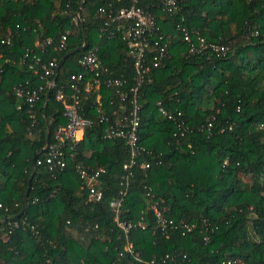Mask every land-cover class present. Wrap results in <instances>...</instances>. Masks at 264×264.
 I'll return each instance as SVG.
<instances>
[{
    "label": "trees",
    "instance_id": "16d2710c",
    "mask_svg": "<svg viewBox=\"0 0 264 264\" xmlns=\"http://www.w3.org/2000/svg\"><path fill=\"white\" fill-rule=\"evenodd\" d=\"M131 5L0 0V264H146L124 250L110 207L130 153L124 140L102 138L107 123L99 117L111 123L122 115L118 86L102 87L99 100L97 92L83 98L81 110L94 123L66 152V158L74 155L63 169H50L41 151L47 131L52 141L65 121L55 92L84 72L78 58L87 49L96 46L107 69L103 80L118 79L125 91L136 86V59L116 23L101 31L104 19L96 14L101 7L115 13ZM137 5L155 17L157 29L144 53L149 71L137 90L144 150L130 168L119 213L120 220L144 226L131 230L132 250L154 264H264V0H179L171 12L163 0ZM66 31V47L57 50ZM160 35L167 52L154 64L164 45ZM46 36L52 42L37 46ZM198 38L206 43L201 54L193 49ZM51 61L56 86L49 95L39 91L29 105L15 88L43 85L42 66ZM78 163L103 168L99 201H87L74 170Z\"/></svg>",
    "mask_w": 264,
    "mask_h": 264
},
{
    "label": "built area",
    "instance_id": "2783aa9c",
    "mask_svg": "<svg viewBox=\"0 0 264 264\" xmlns=\"http://www.w3.org/2000/svg\"><path fill=\"white\" fill-rule=\"evenodd\" d=\"M140 0H132V5L127 8H120L115 13L106 11L104 8H99L96 14L104 19V27L101 31H105V26L116 23V31L121 34V38L126 41L128 46L127 54L130 57L136 59L135 65L137 66V83L136 86L129 91H125L119 87H122L123 82L118 79H102L104 74H107V69L102 64L97 55L96 46L90 47L78 58L79 65L83 68L84 72L73 74L71 76V84L68 89L59 87L55 92L56 101L60 102L63 106L64 123H60L52 137V141L47 146L46 162L49 164V168L52 169L58 166L63 169L66 165V159L72 158L74 153H70V157L66 158L65 154L69 150H74L78 141L83 137L84 130L87 127L93 125L94 120L86 116L81 110V102L83 98H86L91 92H97L96 99L101 98L100 89L102 87H114L118 86L114 92L118 98V108L122 111V115L117 117L113 122L108 123V117L101 115L99 117L100 122L107 123L104 128L102 138L104 139H122L125 141L129 153V162L125 163L123 168L127 171L121 177V189L119 190V196L110 202L111 211L114 213V221L117 227L123 232L124 235V250L132 253L138 261H142L146 264H154L153 260L143 261L139 258V255L132 250V244L130 241V233L133 228L144 226L139 223L125 222L120 220L119 213L120 208L123 205L124 197L127 192V188L131 183L130 168L135 163V158L139 154L140 150L144 148L139 145L138 129L141 119V105L138 102L137 90L142 81L143 74L149 71V68L144 66V53L149 47L151 39L155 40V30L157 29L155 17L149 12H145L137 4ZM179 0H163V7L167 11H176L179 8ZM184 39L190 40L189 32L185 27H182ZM114 31L109 32V37H113ZM159 39L163 41V36L160 35ZM67 31L56 42L54 48L57 50H63L66 47ZM52 42L50 36L44 38H38L36 41L37 46L44 47ZM164 45L160 47L159 56H154L155 60H158L161 56L167 52V43L163 41ZM155 44V41H154ZM157 44V43H156ZM206 47V43L203 38H198V46H193L196 53L201 54ZM193 49L190 51L192 52ZM54 61H51L47 65H43L44 70L41 78L44 80L43 85H39L38 88H22L18 86L15 88V94L17 96H25L29 105H32L38 98V92L44 89L51 91L55 86V81L51 78L54 71ZM88 74V75H86ZM110 103H113L110 100ZM159 112L165 115L167 118L172 119V115L158 103ZM148 164H142V168H148ZM74 170L79 175L82 185L81 188H85L87 192V201L96 202L102 198V191L100 189L99 174L103 172V168L100 167L97 170H92L89 166H85L82 163H78L74 166ZM154 214L162 221L160 212L153 206ZM17 222L13 223V227H18ZM184 228L188 230L190 226L184 225Z\"/></svg>",
    "mask_w": 264,
    "mask_h": 264
},
{
    "label": "water",
    "instance_id": "95a60500",
    "mask_svg": "<svg viewBox=\"0 0 264 264\" xmlns=\"http://www.w3.org/2000/svg\"><path fill=\"white\" fill-rule=\"evenodd\" d=\"M86 47H87V42L85 41L84 44L81 47L78 48V50H83ZM58 68H59V66H58ZM49 94H50V91H48V95ZM49 142H50V131H47L46 137H45V144H44L43 148L41 149V151H46ZM37 154H38V151L35 152V154H34V156L32 158V163L35 162V159H36ZM27 194H28V188H27V190H26V192H25V194L23 196V200H22V210H21V212L25 208V204H26V200H27Z\"/></svg>",
    "mask_w": 264,
    "mask_h": 264
}]
</instances>
